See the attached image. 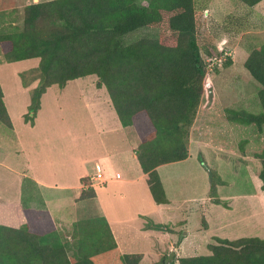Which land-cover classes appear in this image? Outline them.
<instances>
[{"label": "trees", "instance_id": "trees-1", "mask_svg": "<svg viewBox=\"0 0 264 264\" xmlns=\"http://www.w3.org/2000/svg\"><path fill=\"white\" fill-rule=\"evenodd\" d=\"M249 8L264 0H237ZM204 8L195 0H48L24 9L22 27L0 36L8 50L5 60H37L32 72L38 86L32 91L29 112L24 115L33 126L43 95L52 86L64 88L71 81L97 76L98 87H105L124 128L133 127L143 115L151 131L137 133L135 151L147 185L157 205L169 204L160 166L190 157L191 130L197 119L206 84H210L208 60L222 57L211 36L202 39ZM224 21L227 29L245 33L250 23ZM158 30L156 38H142L126 44L125 36L140 29ZM16 29V28H15ZM206 34V33H205ZM214 40V39H213ZM244 63L261 89L259 114L226 109L229 122L256 125L264 129V44L248 50ZM207 59V62H206ZM227 66L232 65L228 56ZM218 63L214 72L217 73ZM213 69V68H211ZM209 72V73H208ZM28 74V73H27ZM24 85L27 80L22 78ZM32 114V116H30ZM0 122L13 128L0 84ZM247 150H243L245 156ZM264 192V151L255 154ZM261 165V166H260ZM215 204L227 207L218 196V187L227 184L215 169L206 167ZM81 200L96 198L88 178ZM19 228L0 224V264H140L143 255L121 254L108 222L91 218L75 222L67 232L59 231L47 215L30 209L20 213ZM146 229L169 232L164 224L147 219ZM209 255L163 259L161 264H264V239L236 240L215 238Z\"/></svg>", "mask_w": 264, "mask_h": 264}, {"label": "rangeland", "instance_id": "rangeland-1", "mask_svg": "<svg viewBox=\"0 0 264 264\" xmlns=\"http://www.w3.org/2000/svg\"><path fill=\"white\" fill-rule=\"evenodd\" d=\"M42 1L48 0H0V36L18 31L23 25L22 11L27 6ZM139 1L144 3L148 0ZM195 3L198 8L206 7L201 18L202 39H207L206 35L211 36L218 50L222 48L229 53L232 65H226L228 61L226 56L221 63H218L217 73L214 72L215 67L211 69L208 66L210 71L208 73L212 74L210 75L212 80L205 86L204 96L192 130L190 157L174 166V172L162 170L167 197L172 201V210L168 211V208H164L159 212L151 211L148 205L143 209L144 212H148L149 218H154L157 224L167 225L170 228L169 232L154 230V236L158 239H125L131 246L129 249H124L128 254L146 253V259L141 264H161L163 259L168 258L170 261L175 255L177 256V253L173 252L175 250H171L169 239H172L174 244L183 240L180 249L183 255L181 257L209 255L208 245L216 244V237L229 240L245 237L264 239V195L261 199H248L249 196L260 193L259 181L261 180L258 177V170L261 167L255 160V154L264 151V129L260 132L256 125L245 126L229 122L225 113L226 109L245 110L254 114L262 112L258 98L261 87L244 68V63L249 56L248 50L264 44V1L253 8L244 6L237 0H195ZM229 16H233L232 20L235 24L237 21L250 23L247 32L238 33L237 28L227 29L224 21ZM158 35V30L140 28L126 35L124 41L126 44H131L142 38H156ZM7 50L4 44H0L2 83L9 79L17 84V76L20 74L25 80L33 82L32 86L38 85V81H34L35 77L32 72L30 73L38 66V61L8 63L5 60ZM97 81L99 82L97 76H89L78 79L76 82H69L65 89L57 85L52 87L43 100V108L41 105L42 113H39L40 110L37 113L36 127L29 128L24 134L20 133L23 120L20 122L17 115L22 114L21 112L25 114L29 112L32 92L22 98L18 97L14 100L12 116L9 114L13 128H7L0 122V145L2 146L5 142H9L8 145H10L12 142L11 145L22 151L24 148L16 144V139L23 142L21 137L23 136L29 140L41 141L39 138L42 139V137L39 134L55 131L47 122L48 118L54 117L56 130L63 129L55 141L58 148L57 157L63 159L66 167L75 165L76 161L81 162L82 168L92 163L99 158L94 145L100 144L108 132L104 128L93 126L91 121L93 111L89 107L92 100L87 101L77 95L95 92ZM12 89V87L6 88L8 92ZM104 93L109 97L106 89ZM9 102L12 104L13 101L9 100ZM47 126L51 129L49 130ZM151 129L150 122L141 115L136 125L129 130L130 136L132 135L139 145L137 133L148 134ZM216 146L222 149L219 150ZM43 147L44 151L48 145L45 143ZM118 147L124 148V152L112 155L115 172L120 173L115 177L117 181H109L103 187H93L97 192V198L82 202L75 201L74 191L59 190L57 186L63 183L60 179L55 180L51 174H44L43 178L42 170L40 166H37L42 180H49L48 182L52 184V190L44 189L43 191L47 193L50 209L59 225V231L67 232L68 230L66 231L63 226L69 227L77 221L93 217H108L112 220L127 218V212L121 215L120 212L123 209L119 208L124 202H132L131 198L136 194L139 197L138 191L141 188L146 191L145 194L149 198L147 182L141 178L138 171L133 158V149L123 145ZM7 150L11 154L7 155L8 163H13L14 152L9 148L0 147V157ZM243 150L248 151L247 163L244 161ZM25 152L26 148L21 154ZM111 152L113 154L114 149ZM38 153L35 151L33 156H39L42 159L55 157L45 152L46 155L41 153L38 155ZM204 164L210 169H215L227 182L224 186L218 187V196L227 203V207L215 204L210 198L211 183ZM102 169V166L97 164L95 167L97 173L87 177L89 182H95L94 177L98 172H102ZM70 184L76 187L80 182L78 179H71ZM127 221L129 223L125 226L130 225L134 228H139L138 226L143 224L139 218L134 221L127 219ZM128 233L131 238L137 236L135 229ZM119 240L122 242L123 239ZM160 253L163 257H160Z\"/></svg>", "mask_w": 264, "mask_h": 264}, {"label": "crops", "instance_id": "crops-1", "mask_svg": "<svg viewBox=\"0 0 264 264\" xmlns=\"http://www.w3.org/2000/svg\"><path fill=\"white\" fill-rule=\"evenodd\" d=\"M23 13H24V10L22 11V15ZM19 72L22 73V71H19ZM16 81H17V84H14V81L6 79V82L2 83L1 77H0V84L2 86L3 93H4V101H5L7 110L11 116H12L11 111L14 108V104H15L14 100H17L18 97L22 98L23 96L29 95L32 92V90L38 86V85L32 86V84L34 83L33 82L30 83L29 81H27V85H24L20 74L17 76ZM74 81L76 82V80ZM98 83L99 82L97 81V87H96L95 92L91 94L89 93L88 95L87 93H81L77 95L79 96V98H82L84 100H87V101L92 100V104H89V107L92 108V111H93V115H92L93 117L91 119L93 126L95 128H100V127L104 128L108 132L106 137L100 141V144L94 145V150L96 153L97 152L99 153L98 154L99 158L94 160L92 163L86 164V166L82 168L80 167L81 162L76 161L75 165H72L71 167H66V164L64 163L63 159L61 157L60 159L57 157L58 148L55 145V141H57L58 139L57 137H59V132L62 131L63 129L60 131L56 130L57 125L54 122V119H55L54 117L48 118L47 122L50 124V126H52L55 129V131H47V132H43V134H39L40 137H42V139L39 138V140L41 141L29 140L21 136L23 139V142L25 143L24 144L20 139L18 138L16 139L17 140L16 144L18 146H23L24 149L26 148L25 153L21 154L24 151V149L21 151L17 147L11 145L12 142L10 143V145H8L9 142H5L2 146L0 145V147L9 148L11 151L14 152L13 153V156H14L13 163L12 162L8 163V160H7L8 159L7 155L9 154V150L5 151L3 153V156L0 157V224L1 225H5V226L16 228V229L19 228L21 224L20 213L23 209L27 208V209L32 210L35 215L39 213L41 215H47L50 219L53 220L57 228H59V225L56 223V220L53 216L52 210L50 209L47 193L43 191L44 189L52 190V184L48 182L49 180H42L40 173L37 171V166H40L42 170L43 178H44V174H51L53 175L55 180L60 179L61 181H63V183L62 185L57 186L58 188H60L59 190L74 191L75 201L82 202L81 194H82V191L86 190V186L82 184V179L91 177L92 175L97 173L95 171V167L97 164H100L103 168L102 169L103 171L98 172V173H102L103 178L107 180V182L104 185L99 186V187L106 186L109 181H115V182L117 181L115 177L117 176V174H120V173L115 172L113 161H112L113 160L112 155L119 153V152H124L123 150L124 148L120 149L118 147V145H123L124 147L129 146L131 149H133V158L136 161L138 171L141 174V178L145 182H147L148 176L142 172V169L140 167V164L138 162V159L135 153L138 147V142L135 140L134 137H132V135L130 136L129 130H131V127L124 128L121 125L118 119V116L113 108L110 97H108L104 93L105 87L99 88ZM9 87H12L13 89L9 90L8 92L6 88L8 89ZM52 87L49 88L42 97V101H41L42 108H43V100L45 96L49 93V91L52 89ZM62 89H65V88H62ZM9 100L13 101L12 104H10ZM60 109L62 108L60 107ZM42 110H40L39 112L40 114L42 113ZM21 113L22 114L17 115V118L20 122L23 120L20 126L21 127L20 133L24 134L25 131H27L29 128L32 129L36 127L37 121L35 120V124L32 126L30 123H27L25 121L24 119L25 113L23 112ZM50 126H47L49 127V130L51 129ZM192 130H191V135H192ZM191 140H192V136L190 137V141ZM191 142H190V152L192 148ZM45 143L48 145V147L43 151L44 149L43 144ZM216 147L219 150L222 149L221 147H218V146ZM112 149H114L113 154L111 152ZM218 149L217 151H219ZM35 151L39 152L38 155L40 153L41 155H46L45 153H47L48 155L53 154L55 155V157L52 159H49V158L42 159L39 156L35 157L33 156ZM108 155H111V156H108ZM247 157H248L247 155L244 157L245 158L244 161L246 163H247V160H246ZM182 162L171 163V164H167L164 166H160L158 168V172L162 179L167 196H168V193H167V189L165 186V180H164V175H163L162 170H169V171L174 172V169H175L174 166L179 165ZM46 165H48V167ZM70 175H73V177H70ZM67 177H68V180H67ZM71 179H74V180L78 179V181L80 182L79 186H76V187L71 186L70 184ZM97 186L98 185H96L95 187ZM261 186H262V181H259V188H260L261 194L259 193L256 195L249 196L248 197L249 200L263 198L264 192L262 191ZM147 190L149 191L148 195L150 199L148 198V196H146L145 194L146 191L143 188H141L140 191H138L140 192L139 197L136 194L135 197L131 198L133 200L132 202L122 203V206L119 209H123V210H121L120 214L123 215L125 212H127V218L125 219L123 218L124 221L123 219L112 220V219H108V217H102L106 219V221L108 222L109 227L112 231V234L117 242L118 250L121 254L134 255L136 253V252H132L128 254L126 250H124V249H129L131 247L127 244L125 239H138V238L139 239H158L154 236L155 231L153 229L151 230V229L145 228L148 222L147 219H150L155 224H157L154 218L148 217V212L143 211V209L146 208L147 205L152 209L151 211L156 210L158 212L159 210H163L164 208H168V211H171L173 208L172 201L169 197H168L169 204L157 205L152 199L148 185H147ZM96 195H97V192H96ZM244 198H247V197H244ZM137 218H139L143 222V224L138 226L139 228H134V227H131L130 225L125 226V224L129 223L127 219L134 221ZM72 225H70L69 227L63 226V228H65L67 231L71 228ZM132 229L136 230L137 236L131 238L128 231H131ZM119 239H123L122 242H120ZM169 242H171V248H172L171 250H175L173 252L177 253V257L180 258L181 256H183L180 252L181 243L183 242V240L180 241L178 244L172 243V239L171 240L169 239ZM138 254L143 255L142 261L140 262L141 264L146 259L147 255L146 253H138ZM160 257H163V255L161 254ZM159 260L160 259H158L157 261Z\"/></svg>", "mask_w": 264, "mask_h": 264}, {"label": "built area", "instance_id": "built-area-1", "mask_svg": "<svg viewBox=\"0 0 264 264\" xmlns=\"http://www.w3.org/2000/svg\"><path fill=\"white\" fill-rule=\"evenodd\" d=\"M219 50L220 51H223L222 48H220ZM226 56H229V53H225L224 56H222L220 58L216 57V58H213V59L208 60L209 67L210 68H213L215 66V64L221 63L222 60H223V57H226ZM94 178H95L94 179L95 182L92 181V184L90 185L91 187H95L96 185L102 186L106 182V180L103 178V174L102 173H98Z\"/></svg>", "mask_w": 264, "mask_h": 264}]
</instances>
